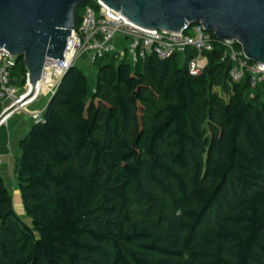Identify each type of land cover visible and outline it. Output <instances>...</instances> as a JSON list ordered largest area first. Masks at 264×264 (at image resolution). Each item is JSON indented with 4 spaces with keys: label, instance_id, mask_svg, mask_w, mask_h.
I'll list each match as a JSON object with an SVG mask.
<instances>
[{
    "label": "trees",
    "instance_id": "1",
    "mask_svg": "<svg viewBox=\"0 0 264 264\" xmlns=\"http://www.w3.org/2000/svg\"><path fill=\"white\" fill-rule=\"evenodd\" d=\"M213 42L200 76L116 53L93 84L68 71L18 144L30 226L0 174V264H264V89ZM26 75L20 59L11 85Z\"/></svg>",
    "mask_w": 264,
    "mask_h": 264
},
{
    "label": "water",
    "instance_id": "2",
    "mask_svg": "<svg viewBox=\"0 0 264 264\" xmlns=\"http://www.w3.org/2000/svg\"><path fill=\"white\" fill-rule=\"evenodd\" d=\"M85 1L0 0V48L23 60L26 87L38 85L47 60L63 61L76 10ZM101 1L146 30L179 33L200 24L218 41L240 45L250 62L264 64V0Z\"/></svg>",
    "mask_w": 264,
    "mask_h": 264
},
{
    "label": "built area",
    "instance_id": "3",
    "mask_svg": "<svg viewBox=\"0 0 264 264\" xmlns=\"http://www.w3.org/2000/svg\"><path fill=\"white\" fill-rule=\"evenodd\" d=\"M220 43L231 62L230 80L239 83L249 76L253 92L260 87L264 89V64L250 62L242 47L235 42ZM121 51L124 57H120ZM213 51V34L200 24L187 25L179 33L146 30L122 19L120 13L104 7L101 0H92V5L86 6L84 10L80 26L76 28L74 25L71 31L63 61L47 60L34 90L26 87L28 73L22 89L11 85V75L17 60L0 48V130L12 117L21 112L26 113L40 99L49 98L50 101L65 75L80 59L90 60L93 64L96 60L116 53L119 59L128 58L135 65L150 55L161 60L179 56L186 62L191 76H200L208 66V54ZM43 112L44 109L33 111L30 116L39 121Z\"/></svg>",
    "mask_w": 264,
    "mask_h": 264
},
{
    "label": "rangeland",
    "instance_id": "4",
    "mask_svg": "<svg viewBox=\"0 0 264 264\" xmlns=\"http://www.w3.org/2000/svg\"><path fill=\"white\" fill-rule=\"evenodd\" d=\"M120 57H124V52H120ZM123 59V58H122ZM180 59V63L183 64V59ZM76 65L87 75L89 81L91 84H93L96 80V75H97V66H94L90 60L86 59H80L76 63ZM215 91H219L218 87L215 88ZM49 102L48 99H40L37 103H35L26 113H18L14 119L11 121V127H14L16 123L18 122H25L26 123V129L24 128L22 130V137H24L23 133H27L28 127H31L34 123L37 122V120H33L30 116V113L35 111V110H43L47 106ZM43 114L39 117V120L42 119ZM18 132V133H20ZM26 135V134H25ZM20 149L19 147L13 148V150L10 152V154L5 155V156H0V174L3 178V181L9 191V193L12 196V201H13V207L14 210L20 215L22 218L23 222H25L27 225H31L30 219L25 215L23 204L21 201V194L19 191V187L17 185L16 181V176H15V168L18 159L20 158Z\"/></svg>",
    "mask_w": 264,
    "mask_h": 264
},
{
    "label": "crops",
    "instance_id": "5",
    "mask_svg": "<svg viewBox=\"0 0 264 264\" xmlns=\"http://www.w3.org/2000/svg\"><path fill=\"white\" fill-rule=\"evenodd\" d=\"M35 111H37V110H35ZM14 117H12L7 122V124L5 126H3L0 130V156H5V155L10 154V152L13 150V148L17 147L20 140L23 138L21 135L22 134L21 132L26 127L25 126L26 123L24 121L18 122V123H16V125H14V127H11L10 123L14 119ZM30 128L31 127H28L27 133L29 132ZM18 132H20V133H18ZM27 133H23L24 134L23 136H25V134H27Z\"/></svg>",
    "mask_w": 264,
    "mask_h": 264
}]
</instances>
